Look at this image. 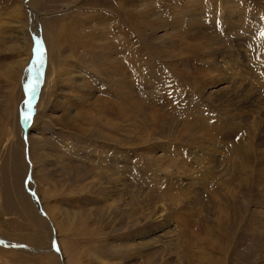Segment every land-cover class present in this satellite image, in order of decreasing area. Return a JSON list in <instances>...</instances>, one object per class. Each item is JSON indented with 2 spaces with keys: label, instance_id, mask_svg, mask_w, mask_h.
<instances>
[{
  "label": "rangeland",
  "instance_id": "374dc122",
  "mask_svg": "<svg viewBox=\"0 0 264 264\" xmlns=\"http://www.w3.org/2000/svg\"><path fill=\"white\" fill-rule=\"evenodd\" d=\"M31 1L0 0V264H264V0Z\"/></svg>",
  "mask_w": 264,
  "mask_h": 264
},
{
  "label": "snow or ice",
  "instance_id": "6c2138e0",
  "mask_svg": "<svg viewBox=\"0 0 264 264\" xmlns=\"http://www.w3.org/2000/svg\"><path fill=\"white\" fill-rule=\"evenodd\" d=\"M261 35H264V33H261ZM34 63L29 68L30 73H35L28 81V83L25 85L26 91L30 94L29 99L27 101V111L23 113L22 119L25 123H29L32 120L33 117V106H32V98L33 95L36 92V88L38 84L40 83L39 77L42 75V72L40 71L45 63V56H46V50L43 44V41L41 39L35 40V46H34ZM0 244H4V241H0ZM6 247H22V245H7ZM55 247V245H53Z\"/></svg>",
  "mask_w": 264,
  "mask_h": 264
},
{
  "label": "bare ground",
  "instance_id": "6f19581e",
  "mask_svg": "<svg viewBox=\"0 0 264 264\" xmlns=\"http://www.w3.org/2000/svg\"><path fill=\"white\" fill-rule=\"evenodd\" d=\"M30 1H31V0H30ZM33 1H34V2H33ZM33 1H31V3L33 2V4H35L36 0H33ZM37 1H38V0H37ZM31 3H30V4H31ZM30 4H28V6H27L26 8H27V9L29 10V12H30L29 14H30V16H31V19H32V17H35V18H36V13H35V11H33L34 13L32 12L33 9L31 8V6H29ZM33 4H32V5H33ZM36 20H37V19H36ZM15 21H16V20H15ZM36 25H37V24H36V22H35V28L37 29V31H35V30H32V31H33V34L36 35L35 38H36V39H40V37H39V31H38V27H36ZM30 46H31V45H30ZM27 72H28V71H27ZM37 88H38V86H37ZM37 88H36V89H37ZM33 96H34V95H33ZM23 113H24V111H23V105H22V113H21L22 116H23ZM22 120H23V119H22ZM33 120H34V122H32V124L34 125V123H35V118H34ZM22 122H23V125H24V123H25L24 120H23ZM33 125H31V126H33ZM30 138H31V137H28V135H27V150H28V152H29V148L32 147V142H31V139H32V138H31V139H30ZM23 147H24V146H23ZM32 163H33V162H32ZM26 189H27V187H26ZM29 194H31V193H29ZM31 196H33V197L35 198V201H36L37 206H38L37 208H38V210L40 211V213H43V212L41 211L42 209H41V207H40V205H39V202H38L39 200L35 197V195L31 194ZM35 201H34V202H35ZM22 205H23V204H22ZM42 208H43V207H42ZM47 213H48V212H47ZM44 216L46 217V219H44V220L51 221L50 218H49V216H48V214H46V215L44 214ZM150 221H151V220H150ZM44 223H45V222H44ZM51 225H52V224H51ZM61 254H62V253H61Z\"/></svg>",
  "mask_w": 264,
  "mask_h": 264
},
{
  "label": "water",
  "instance_id": "95a60500",
  "mask_svg": "<svg viewBox=\"0 0 264 264\" xmlns=\"http://www.w3.org/2000/svg\"><path fill=\"white\" fill-rule=\"evenodd\" d=\"M27 94V93H26ZM34 97H35V95L33 96V98H32V101L31 102H33L34 101ZM27 99H29L28 97H27ZM26 99V103H27V100ZM25 108V107H24ZM30 123V122H29ZM29 123H25V126H24V131H25V134H26V131H27V128H28V126H29ZM29 193H31V194H33V192H31V191H29V190H27ZM34 195V194H33Z\"/></svg>",
  "mask_w": 264,
  "mask_h": 264
}]
</instances>
